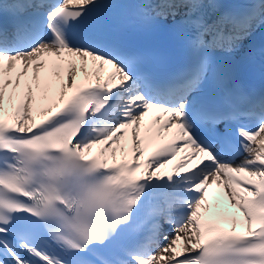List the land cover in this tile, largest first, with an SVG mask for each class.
Instances as JSON below:
<instances>
[{
    "label": "snow or ice",
    "instance_id": "1",
    "mask_svg": "<svg viewBox=\"0 0 264 264\" xmlns=\"http://www.w3.org/2000/svg\"><path fill=\"white\" fill-rule=\"evenodd\" d=\"M0 264H264V0H0Z\"/></svg>",
    "mask_w": 264,
    "mask_h": 264
}]
</instances>
